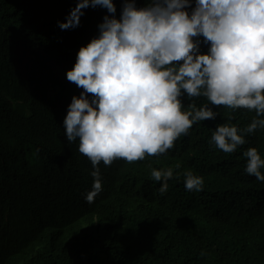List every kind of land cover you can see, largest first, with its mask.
I'll return each instance as SVG.
<instances>
[{
  "label": "trees",
  "instance_id": "16d2710c",
  "mask_svg": "<svg viewBox=\"0 0 264 264\" xmlns=\"http://www.w3.org/2000/svg\"><path fill=\"white\" fill-rule=\"evenodd\" d=\"M113 2L119 17L122 0ZM76 3L0 0V264H264V182L244 171L243 155L255 147L264 160V128L232 153L211 141L218 124L240 134L255 110L196 97L195 109L209 104L214 119L195 122L165 153L99 162L102 191L85 201L93 167L63 126L82 89L65 73L106 9L85 8L78 27L62 30L57 21ZM168 168L160 192L151 171ZM189 171L202 177L200 191L185 189Z\"/></svg>",
  "mask_w": 264,
  "mask_h": 264
},
{
  "label": "clouds",
  "instance_id": "9594fccd",
  "mask_svg": "<svg viewBox=\"0 0 264 264\" xmlns=\"http://www.w3.org/2000/svg\"><path fill=\"white\" fill-rule=\"evenodd\" d=\"M97 6L106 9L98 33L80 46L65 73L82 89L67 105L63 126L67 141L78 140L93 167L87 203L102 191L99 162L165 153L195 122L214 119L218 113L209 104L195 109L198 96L211 105L255 110L257 118L240 134L235 124L216 126L211 141L225 153L245 144V133L264 128V0H145L143 6L122 0L119 17L113 0H77L57 24L78 27L84 9ZM243 155L244 171L264 182L257 149ZM151 176L165 192L173 171L152 169ZM184 187L200 191L203 179L189 171Z\"/></svg>",
  "mask_w": 264,
  "mask_h": 264
}]
</instances>
